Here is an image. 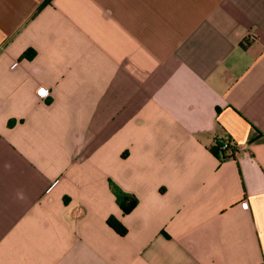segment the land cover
Instances as JSON below:
<instances>
[{"label": "crops", "instance_id": "1", "mask_svg": "<svg viewBox=\"0 0 264 264\" xmlns=\"http://www.w3.org/2000/svg\"><path fill=\"white\" fill-rule=\"evenodd\" d=\"M0 264H264V0H0Z\"/></svg>", "mask_w": 264, "mask_h": 264}, {"label": "trees", "instance_id": "2", "mask_svg": "<svg viewBox=\"0 0 264 264\" xmlns=\"http://www.w3.org/2000/svg\"><path fill=\"white\" fill-rule=\"evenodd\" d=\"M34 56H35V51L33 49H28L22 54V57L28 58V59H31ZM15 122L16 120L13 119L9 121V124L13 125ZM215 146L216 147H213V151L216 154H219V152L221 151L220 146L219 145H215ZM217 149H219V151H217ZM225 152L230 153L231 157L229 155L226 156ZM233 154H234V149L232 147L228 151H221V155L220 154L219 155L221 159H226V158H235ZM110 187L112 189V192L116 196L117 203L121 206L124 213H129L138 204V198L134 194L124 191L112 180L110 181ZM107 223L110 227L116 230L119 234L124 235L127 233V228L116 217L111 215L107 219Z\"/></svg>", "mask_w": 264, "mask_h": 264}, {"label": "built area", "instance_id": "3", "mask_svg": "<svg viewBox=\"0 0 264 264\" xmlns=\"http://www.w3.org/2000/svg\"><path fill=\"white\" fill-rule=\"evenodd\" d=\"M16 65V63L14 64ZM41 90H43V95H41ZM36 92L38 95L40 96H46L47 94L50 93V87L46 84H40L37 88H36ZM215 145H219L221 151H228L230 148L233 147L234 149V154L233 156L236 157L240 151L242 150L243 146L239 143H235L234 141H232L229 137H225L224 139H217L215 142ZM229 156L231 157V154L229 153ZM245 205H247V202H244Z\"/></svg>", "mask_w": 264, "mask_h": 264}, {"label": "snow or ice", "instance_id": "4", "mask_svg": "<svg viewBox=\"0 0 264 264\" xmlns=\"http://www.w3.org/2000/svg\"><path fill=\"white\" fill-rule=\"evenodd\" d=\"M44 93H43V90H41V95H43Z\"/></svg>", "mask_w": 264, "mask_h": 264}]
</instances>
